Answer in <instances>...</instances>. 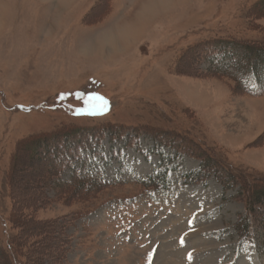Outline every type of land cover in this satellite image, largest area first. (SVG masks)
<instances>
[{"label": "rangeland", "instance_id": "rangeland-1", "mask_svg": "<svg viewBox=\"0 0 264 264\" xmlns=\"http://www.w3.org/2000/svg\"><path fill=\"white\" fill-rule=\"evenodd\" d=\"M34 1L0 0L7 262L264 264V204L249 214L238 181L223 191L211 175L184 180L199 170L200 153L250 185L264 175V93L241 94L209 75L224 57L219 46L187 65L199 44L263 43L264 10L252 11L260 0H159L147 17L142 5L157 0ZM256 79L250 89L263 91L264 74ZM70 132L95 138L57 176H43L48 161L21 150L32 137ZM74 171H100L105 185L57 196L55 185L72 183ZM159 172L156 185L141 183ZM41 242L56 262L39 254Z\"/></svg>", "mask_w": 264, "mask_h": 264}, {"label": "trees", "instance_id": "trees-1", "mask_svg": "<svg viewBox=\"0 0 264 264\" xmlns=\"http://www.w3.org/2000/svg\"><path fill=\"white\" fill-rule=\"evenodd\" d=\"M261 9L264 10V0L258 1L252 11L259 14V10ZM216 46H219V48H217L218 50L224 52V57L220 61L211 64L212 68L209 70L210 76L229 79L234 83L233 90H237V92L241 94L254 96L264 93V90L257 92V90L250 89V85H253V83L257 86L259 80L256 78L264 74V42L256 43L239 40H219L213 41L212 43H206L204 45L199 44L196 48L189 50L190 52L188 53L187 65L189 67H193V64L196 61L202 59L201 54H199L202 49L205 50L206 48L207 51L204 53L206 54L210 52V49ZM70 135L71 132L62 134L61 136H55L54 134L53 136H44L41 138L32 137L22 143L21 150L22 152L32 150L33 159L37 156L41 160H47L48 167L46 168V172L43 176L54 177L57 176L64 167L71 165L72 160L79 155V146L86 148V146H88V142H86V140H88L89 137H92V139L95 138L93 135H78V137L74 136L73 138L71 137V139ZM184 148L186 147L184 146ZM184 148L181 147V150L184 151ZM39 150H41V153L38 154ZM196 157L200 159L199 170L186 174L184 176L185 182H203L211 175L218 183H220L223 191L228 190L235 183L239 182L241 187H243V190L246 191L248 199V208L246 210L248 213L255 215V206L262 207L264 204V175H261V179H259V181H254L253 185H250V183L244 178L234 176L229 171L222 172V166L217 162H214L207 155L200 153L196 154ZM63 165L65 166L63 167ZM13 172L14 170L12 171L11 177L14 176ZM160 174H162V172L151 178L149 182L141 181V183L144 186H153L156 178H158ZM72 175V183L69 182L67 186L63 184L55 185L56 188L59 186L58 190L54 187L57 192V196H61L60 194H62L73 199L79 195L86 196L90 194L91 191H98L105 185L100 181V171L93 172L90 175L82 171H74ZM165 176L166 175L164 174V177ZM85 183L86 186L84 187ZM88 184L90 185L89 187ZM235 226L238 225L236 224ZM51 247H54V245ZM37 249L39 254H41L44 258H50V260H52L51 262H53L55 253H53V255H49L50 252L48 251V244L46 242H41V245L37 246ZM57 254L59 257L60 254ZM56 260H54V262H56ZM17 263L22 264L20 261ZM32 263L34 264V262ZM0 264H10L7 262L4 253H0Z\"/></svg>", "mask_w": 264, "mask_h": 264}, {"label": "bare ground", "instance_id": "bare-ground-1", "mask_svg": "<svg viewBox=\"0 0 264 264\" xmlns=\"http://www.w3.org/2000/svg\"><path fill=\"white\" fill-rule=\"evenodd\" d=\"M159 0L157 1H154L152 4L151 3H144V5H142V8L140 10V7H139V10H140V16L141 14H143L144 16H149V15H153L155 14L154 13V10L157 8V3H158ZM165 4V3H164ZM163 4V5H164ZM127 25V24H126Z\"/></svg>", "mask_w": 264, "mask_h": 264}, {"label": "crops", "instance_id": "crops-1", "mask_svg": "<svg viewBox=\"0 0 264 264\" xmlns=\"http://www.w3.org/2000/svg\"><path fill=\"white\" fill-rule=\"evenodd\" d=\"M34 1V0H33ZM36 2H37V0H35L34 1V4L36 5ZM56 3V5L55 6H57L58 5V7H62V6H65L66 5V2H62V1H60V0H58V1H56V0H39V6L40 7H44V8H48V7H50V5H52L53 6V3ZM77 2V1H76ZM38 3V2H37ZM34 5V6H35ZM37 6V5H36ZM38 7V6H37ZM34 8H36V7H34Z\"/></svg>", "mask_w": 264, "mask_h": 264}, {"label": "snow or ice", "instance_id": "snow-or-ice-1", "mask_svg": "<svg viewBox=\"0 0 264 264\" xmlns=\"http://www.w3.org/2000/svg\"><path fill=\"white\" fill-rule=\"evenodd\" d=\"M97 99H102V98L97 97ZM106 108H107V101H103V109L106 110ZM90 114H95V112L93 111Z\"/></svg>", "mask_w": 264, "mask_h": 264}]
</instances>
